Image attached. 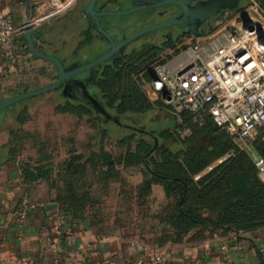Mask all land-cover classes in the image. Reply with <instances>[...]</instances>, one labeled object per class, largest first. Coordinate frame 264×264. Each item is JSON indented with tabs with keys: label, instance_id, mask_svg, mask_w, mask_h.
<instances>
[{
	"label": "trees",
	"instance_id": "1",
	"mask_svg": "<svg viewBox=\"0 0 264 264\" xmlns=\"http://www.w3.org/2000/svg\"><path fill=\"white\" fill-rule=\"evenodd\" d=\"M257 1L264 8V0ZM243 3L244 0L234 10L243 9ZM161 8L167 6L153 11L164 15L158 13ZM224 11L228 10L221 11L218 16ZM173 17L171 15L168 20ZM177 26L165 28L170 30ZM178 28L183 29L182 32L168 34L158 43L134 46L146 38L144 36L97 67L96 75L87 88L119 122L98 114L93 105L81 98L79 85H61L55 90L60 100L56 112L76 115L95 129L87 153L74 155L72 160L59 165L55 172L44 153L49 143H41L39 134L26 133L35 139L34 147L41 153L38 159L28 158L21 162L23 174L31 181L44 179L56 188L60 208L73 224L87 222L97 234L109 235V227L96 220L98 215L86 211L92 190L85 189L78 182L89 169L96 178L110 183L120 179L124 169L140 166L146 179L133 187L131 193L145 200L151 195L153 185L160 184L168 200L158 213V218L164 223L158 232L160 236L157 234L154 240L159 247L183 243L187 237L201 242L208 238V234L219 231L227 234L264 228V177L256 164L257 157L264 160L261 135L249 142L250 148H245L239 138L218 126L208 114L189 111L174 114L173 121L166 127L155 124L153 129L147 130L131 122L133 116H144L156 107L166 106L152 85L155 66L172 59L196 44L198 37L215 30L212 20L202 26L198 37H194L187 27ZM85 34L89 37L87 42L93 40L90 31ZM99 35L108 43L106 52L111 47L110 42L102 33ZM38 36L39 32L34 36L35 41ZM78 77L86 79L84 74ZM38 97L32 96L26 101ZM184 129L190 132L185 137L181 132ZM113 137L121 149L117 155L105 144L107 138ZM63 181L65 186L60 185Z\"/></svg>",
	"mask_w": 264,
	"mask_h": 264
},
{
	"label": "crops",
	"instance_id": "2",
	"mask_svg": "<svg viewBox=\"0 0 264 264\" xmlns=\"http://www.w3.org/2000/svg\"><path fill=\"white\" fill-rule=\"evenodd\" d=\"M59 1L63 10L58 13H53L51 0H30L29 13L25 0H0V11L12 13L18 26L28 21V15L30 21L39 20L37 47L67 65L82 64L104 52L108 43L100 38L95 21L85 15L90 0ZM114 1L99 0L97 8L112 11ZM107 18L101 17L103 27L117 43L123 42L127 37ZM87 31L93 37L90 42L85 37ZM27 45L25 33L15 38L21 57L16 65L6 61L0 49V105L50 85L48 80L54 74L57 78L55 64L34 55ZM18 102V109H12L11 104L0 111V260L19 264H154L150 257L156 250L141 242L97 234L87 222L73 224L60 208L56 188L44 179H26L21 167L28 159L21 152L24 131L10 129L9 139L1 138L8 122L16 119L22 123L14 113L27 101ZM23 207L27 216L21 225L17 213ZM236 233L219 231L201 242L187 240L158 250L167 264H264V228Z\"/></svg>",
	"mask_w": 264,
	"mask_h": 264
},
{
	"label": "built area",
	"instance_id": "3",
	"mask_svg": "<svg viewBox=\"0 0 264 264\" xmlns=\"http://www.w3.org/2000/svg\"><path fill=\"white\" fill-rule=\"evenodd\" d=\"M51 4L53 13L63 10L59 0ZM231 13L227 25L198 37L196 44L156 65L154 88L173 114L206 113L250 148L249 142L257 136L264 140V10L255 4ZM37 23L18 26L12 13L0 11L1 56L10 64L21 60L15 38L30 25L36 29ZM256 164L264 177V160L257 157ZM26 216L23 207L17 213L21 225ZM150 260L167 264L158 249ZM0 264L19 263L1 259Z\"/></svg>",
	"mask_w": 264,
	"mask_h": 264
},
{
	"label": "rangeland",
	"instance_id": "4",
	"mask_svg": "<svg viewBox=\"0 0 264 264\" xmlns=\"http://www.w3.org/2000/svg\"><path fill=\"white\" fill-rule=\"evenodd\" d=\"M134 1H114L113 4L115 5L112 11H126L133 6ZM138 1L145 3L150 0ZM255 4L260 6L257 0H244L243 3L246 7ZM237 10L231 12L237 13ZM174 12H177L176 8L159 9L158 13H164V15L156 14L151 8L139 9L137 12L107 16V20L112 19L111 22L115 23L116 29L128 38V36L133 37L155 24L166 22L171 15H174ZM231 12L230 10L224 11V14L212 18L214 29L227 25L231 20ZM182 30L178 26L170 30L166 28L161 29L145 36L146 38L136 42L134 46L158 43L166 35L172 33L179 34ZM85 37H87L86 34ZM55 78L56 74L48 82H54ZM38 96L37 99L26 102L18 111H15L14 116H19L23 124L20 121H16V119L8 122V128L2 133L1 138L3 141H7L9 139L8 131L10 129L18 130L21 128L24 131V134H21V136L24 137L23 144H25L23 146L24 149L21 151L23 157L38 159L40 156L39 153L41 152H38V149L34 147L35 139L28 137L26 133L39 134L40 137L38 140L41 143L47 142L50 145L45 148L44 153L47 156V163H51L56 172L59 170V165H62L68 160H72L74 155L87 153L88 144H90L91 135L95 129L85 121H81L76 115L56 112V107L60 103L58 91H52ZM159 98L164 102V99L160 96ZM27 99H30V97ZM20 103L12 104L10 107L12 109H18ZM173 117L172 110L166 105L164 107H156L147 115L133 116L134 119L131 122L137 127H146L147 130H150L155 127V124L166 127L167 123L173 121ZM181 132L183 137L190 133L188 129H184ZM105 144L106 148L113 151L114 154L117 155L121 152L115 137L107 138ZM145 179L146 176L140 166L124 169L122 177L110 183L96 178L93 171L89 169L84 178L79 180L78 185L92 190L93 201L92 199L90 200L86 211L89 214L98 215V217H95L96 220L101 225L109 227L108 234L110 236L141 242L157 250L165 247H159L154 240L159 230L164 226V223L158 218V213L163 206L168 204V200L160 184L153 185L151 195L145 200L131 193L133 187L139 186ZM60 185L65 186V182H60ZM90 185L92 186L89 187ZM153 230L157 232L154 233ZM211 235L212 233L208 234V237ZM157 236H160V233ZM186 239L189 240L190 237Z\"/></svg>",
	"mask_w": 264,
	"mask_h": 264
},
{
	"label": "water",
	"instance_id": "5",
	"mask_svg": "<svg viewBox=\"0 0 264 264\" xmlns=\"http://www.w3.org/2000/svg\"><path fill=\"white\" fill-rule=\"evenodd\" d=\"M99 0H90L87 8L85 9V15L92 18L95 21L97 29L102 33L110 42V49L104 52L102 55L96 59L86 63L80 64L79 62H74L67 65L61 58L50 55L45 51L37 48L34 40V36L38 33V30L34 29L31 25L27 27L25 32V37L28 42V49L37 57L51 61L55 64L57 69L56 80L48 86L28 91L18 97L10 99L5 103L0 105V111L9 105L25 100L29 97L42 95L49 93L58 89L61 85H79L81 91V98L90 103L95 107L98 114L106 117L107 119H114L119 122L117 118L110 115L104 107L98 102V100L91 95L88 90V85L93 81L96 75L97 67L104 61L115 57L120 51L124 50L127 46L134 43L135 41L143 38L144 36L157 31L159 29L169 27L172 25H178L182 27H187L189 32L194 36L198 37L201 34L202 26L207 23L212 18L218 16V14L223 10H234L236 9L242 0H200L196 4H193L194 0H150L145 3H140L138 0L133 2V6L126 11H109V10H99L97 8V3ZM27 12L29 13L30 0H25ZM174 5L181 9L180 14L174 16L170 20L155 24L144 31L136 34L131 38H126L121 44H118L112 34H110L102 25L101 17L107 15H119L127 14L139 9H156L161 6ZM30 22V15H28V21ZM84 74L86 77L83 80L79 75ZM144 131V130H140Z\"/></svg>",
	"mask_w": 264,
	"mask_h": 264
},
{
	"label": "flooded vegetation",
	"instance_id": "6",
	"mask_svg": "<svg viewBox=\"0 0 264 264\" xmlns=\"http://www.w3.org/2000/svg\"><path fill=\"white\" fill-rule=\"evenodd\" d=\"M198 1H200V0H194V1H193V4H196ZM167 8H168V9H174V8L177 9V12H174V16L180 14V12H181V9H180L178 6L168 5ZM120 43H121V42H120ZM120 43H118V44H120ZM109 49H110V48H109ZM109 49H108V50H109ZM108 50H107V51H108Z\"/></svg>",
	"mask_w": 264,
	"mask_h": 264
}]
</instances>
